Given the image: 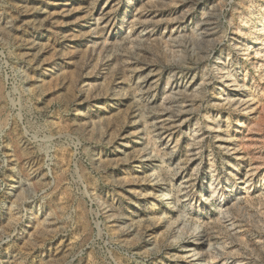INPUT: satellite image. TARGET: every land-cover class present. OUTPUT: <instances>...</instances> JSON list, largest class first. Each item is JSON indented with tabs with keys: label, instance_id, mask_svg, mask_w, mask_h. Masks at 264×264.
Listing matches in <instances>:
<instances>
[{
	"label": "rangeland",
	"instance_id": "rangeland-1",
	"mask_svg": "<svg viewBox=\"0 0 264 264\" xmlns=\"http://www.w3.org/2000/svg\"><path fill=\"white\" fill-rule=\"evenodd\" d=\"M0 264H264V0H0Z\"/></svg>",
	"mask_w": 264,
	"mask_h": 264
}]
</instances>
